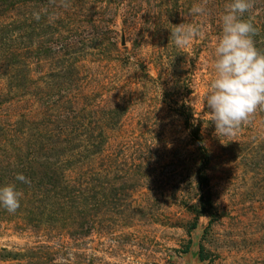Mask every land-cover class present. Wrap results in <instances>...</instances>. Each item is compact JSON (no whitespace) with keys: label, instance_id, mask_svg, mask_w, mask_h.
I'll list each match as a JSON object with an SVG mask.
<instances>
[{"label":"rangeland","instance_id":"1","mask_svg":"<svg viewBox=\"0 0 264 264\" xmlns=\"http://www.w3.org/2000/svg\"><path fill=\"white\" fill-rule=\"evenodd\" d=\"M229 2L0 0V264H264V111L223 139L205 107Z\"/></svg>","mask_w":264,"mask_h":264},{"label":"clouds","instance_id":"2","mask_svg":"<svg viewBox=\"0 0 264 264\" xmlns=\"http://www.w3.org/2000/svg\"><path fill=\"white\" fill-rule=\"evenodd\" d=\"M251 7V0H230L219 17L221 31L212 51L214 75L205 96L207 114L218 138L231 139L251 115L264 111V53L254 45L256 29L243 18ZM206 14L204 6L194 5L185 22L173 26L170 41L177 50L205 38V25L193 23L192 19ZM15 179L30 183L23 174H17ZM21 195L14 185L0 187V208L14 213Z\"/></svg>","mask_w":264,"mask_h":264}]
</instances>
